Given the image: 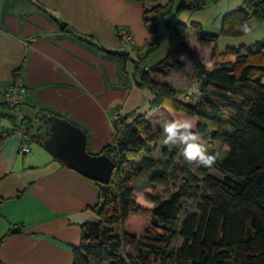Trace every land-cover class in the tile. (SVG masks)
I'll use <instances>...</instances> for the list:
<instances>
[{
    "label": "crops",
    "instance_id": "crops-1",
    "mask_svg": "<svg viewBox=\"0 0 264 264\" xmlns=\"http://www.w3.org/2000/svg\"><path fill=\"white\" fill-rule=\"evenodd\" d=\"M209 1H213L211 7L206 2L203 10L176 15L177 21L188 26V51L179 56L185 66L158 78L173 88L197 91V59L208 68L216 60L212 45L203 44L199 31L190 24L196 22L204 31L218 33L222 17L244 2ZM145 8L151 7L136 0H0V91L16 79L23 84L26 93L20 109L24 126H30V134L24 135L23 129L15 127L11 111L0 102V264H73V247L81 241L82 226L69 216L95 207L101 191L97 181L54 157L39 141L40 133L47 134V123L40 120L38 112L47 111L83 130L86 150L101 154L113 141L114 116L143 111L152 98L149 89L138 86L127 62L101 49L143 55L162 35V23L159 33L147 29ZM250 25L252 30L245 36L219 37L218 51L262 40L264 23L252 19ZM118 29L132 35V44L122 43ZM147 61V66L154 65ZM187 80L195 81L193 89ZM184 116L196 128V117L169 107L157 108L147 121L163 135L164 122L183 120ZM162 135L157 144L164 140ZM196 142L199 139L191 141ZM24 146L28 152L23 151ZM156 162L158 165L141 178L158 169L161 162ZM138 177L132 182L136 193L146 187ZM137 201L139 204V198ZM154 206L152 202L151 210ZM135 217V213L130 215L126 226L139 237L143 233L128 229Z\"/></svg>",
    "mask_w": 264,
    "mask_h": 264
},
{
    "label": "trees",
    "instance_id": "trees-1",
    "mask_svg": "<svg viewBox=\"0 0 264 264\" xmlns=\"http://www.w3.org/2000/svg\"><path fill=\"white\" fill-rule=\"evenodd\" d=\"M136 1L155 3L153 8H145L144 21L151 33H159L161 22L162 35L137 57L127 51L101 49L127 62L138 86L149 89L152 98L145 110L120 115L118 126L113 125V141L101 153L114 156L117 167L106 198L90 208L100 222L82 226L81 241L73 247V264H264V38L222 54L217 48L221 36L246 35L238 30L240 24L247 22L252 30V19L264 23V0H244L241 7L222 17L218 33H207L196 22L190 24L199 31L203 44L212 45L216 57L212 68L197 59V91L176 89L158 78L170 69L181 70L185 61L179 56L188 51V26L167 16L203 10L206 1ZM163 39L169 44L166 55L147 66V58L160 48ZM1 104L11 111L16 128L25 125V119L17 123L8 104ZM161 107L196 117L200 139L223 137L227 152L213 165L220 176L212 174L211 167L199 166L197 178L187 164L180 174L173 173L179 174L182 184L177 190L165 198L150 195L155 206L150 225L139 238L127 231L125 223L139 208L133 180L158 165L153 153L160 131L147 117ZM49 116L47 111L38 112L41 121ZM24 127V135L30 134V126ZM224 128L230 132L223 134ZM48 135L47 125V134L36 137L43 143ZM172 158L168 159L170 167ZM172 179L174 175L157 173L150 180L166 186ZM191 183L203 195L196 202L197 211L182 216L181 200L187 195L183 185ZM177 238L180 242L175 245Z\"/></svg>",
    "mask_w": 264,
    "mask_h": 264
},
{
    "label": "rangeland",
    "instance_id": "rangeland-1",
    "mask_svg": "<svg viewBox=\"0 0 264 264\" xmlns=\"http://www.w3.org/2000/svg\"><path fill=\"white\" fill-rule=\"evenodd\" d=\"M158 2L162 3V4H166L168 2V0H158ZM206 2H208V5L210 7L213 5V1L211 2V1L207 0ZM147 5H149L151 8H153L155 6V3H148ZM176 15H177L176 13L172 12L167 17H168V19H170L172 21H176L177 20ZM205 32H207V30ZM210 32L211 31H208L207 33H210ZM161 45H162L161 48L153 56H151L148 59V61H147L148 64H155V62L157 60L162 59L166 55V53L169 49L168 41L166 39H163L161 41ZM217 48H218V46H217ZM211 50L213 53L214 52L213 49H211ZM220 54H222V53H220ZM186 71H187L188 76H190L191 69L187 68ZM172 78L173 77L171 76L170 79H172ZM176 78H178V77H176ZM177 81H180V80L178 79ZM187 81H188V84H190L191 89H193L192 87L195 86V84H196L195 81L194 80L193 81L187 80ZM180 85L182 86V84H180ZM173 120H175V119H173ZM179 120H180L179 123L182 124L184 122L183 120H187V119L184 116L183 120L182 119H179ZM228 132H230V130L228 131L227 128H224L222 131L223 134H226ZM179 133L181 135H184L182 132V129L179 130ZM161 135H162V132L160 131V136ZM162 136L163 137H161V139L162 138L165 139V134H163ZM177 137H178V139L175 141V145H171V144L165 145L163 143V139L161 140L162 142H159L157 144L158 146H157L156 150L154 151V156L157 159V161L161 162L160 166L157 167L158 168L157 170H152L151 172L146 174V175H148L147 177L142 176L143 179L141 178V176L138 177V179L141 178L142 180L137 179L139 182H142V184L146 187H141V189L139 188L137 190L138 191V198H139V208L135 211L136 217L131 220V222L128 225V227H129L128 229H130V230L133 229L139 234L143 233L141 236H139V238H141L145 234L146 229H147V228H145V226L147 224L150 225V219H151V208H150V206L152 204V201L149 199V196L150 195H158L161 198H165V197H168L173 191L177 190L182 185L180 183V180L178 179V176L180 174L179 172H181V170H183V169H186L187 164H188V169H190L192 171V173L197 178H199V173L197 171L199 166L195 162L189 163L184 158V156L182 155V150L184 147L183 142H182V137L180 135ZM189 143H191V141H189ZM196 143L204 144L208 150V153H210V151H212V150H215L216 154H218V157L220 159L223 158L227 152V145L225 144L223 137H221L219 140H209V139L202 140V139H199V142H196ZM169 156L173 157L172 158L173 163H172L171 167L169 166V162H168ZM175 172H178L179 174L178 175L173 174ZM210 172L214 175L220 176L218 171L213 166L210 168ZM157 173H163V174L172 175V176L174 175L175 179L168 181L166 186L160 185V184H157V183L152 182L150 180L151 177H153ZM148 181H149V183H148ZM151 182H152V184H151ZM183 186L187 190V195L181 200L182 216H184L186 213L197 211L196 202L198 200H200L202 195H203V191H196L195 190L196 184L191 183V184H187V185H183ZM202 186H203V184L200 182L199 187H202ZM126 224L127 223H125V227L127 229ZM139 230H140V232H139ZM127 231H129V230H127ZM130 233L133 234V232H130ZM179 242H180V238H177L175 241V245H178Z\"/></svg>",
    "mask_w": 264,
    "mask_h": 264
},
{
    "label": "water",
    "instance_id": "water-1",
    "mask_svg": "<svg viewBox=\"0 0 264 264\" xmlns=\"http://www.w3.org/2000/svg\"><path fill=\"white\" fill-rule=\"evenodd\" d=\"M45 123L48 125L49 135L43 140L44 146L70 168L97 181L101 199H105L117 167L115 157H109L105 153H89L86 150L85 132L65 119L49 116ZM69 219L81 226L100 222V218L91 209L72 214Z\"/></svg>",
    "mask_w": 264,
    "mask_h": 264
},
{
    "label": "clouds",
    "instance_id": "clouds-1",
    "mask_svg": "<svg viewBox=\"0 0 264 264\" xmlns=\"http://www.w3.org/2000/svg\"><path fill=\"white\" fill-rule=\"evenodd\" d=\"M238 30L245 33H250L247 22H244L238 26ZM180 120L166 121L163 124V131L165 139L163 143L165 145H175V138L179 134V130H184L182 136L183 150L182 155L189 162H195L198 166H204L210 168L214 165L217 160L218 154H209L206 146L202 143H189V141H197L202 136L198 130H195V124L191 119L183 120L184 122L179 123Z\"/></svg>",
    "mask_w": 264,
    "mask_h": 264
},
{
    "label": "built area",
    "instance_id": "built-area-1",
    "mask_svg": "<svg viewBox=\"0 0 264 264\" xmlns=\"http://www.w3.org/2000/svg\"><path fill=\"white\" fill-rule=\"evenodd\" d=\"M118 37L122 41V43L126 45L132 44V35L124 30V29H118L116 31ZM26 93V89L23 86V84L16 79L14 82H12L6 90L0 91V102L8 104L12 110L13 113L19 123H22V121L25 119L24 114L22 110L20 109V104L23 100L24 94ZM120 115H115L113 118V125L116 123L118 126ZM21 129L25 130V127H20ZM23 151L28 152L29 148L27 146L23 147Z\"/></svg>",
    "mask_w": 264,
    "mask_h": 264
}]
</instances>
